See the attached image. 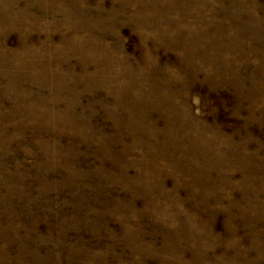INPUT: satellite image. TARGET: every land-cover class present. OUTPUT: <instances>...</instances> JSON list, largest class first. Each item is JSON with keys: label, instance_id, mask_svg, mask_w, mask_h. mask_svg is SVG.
I'll list each match as a JSON object with an SVG mask.
<instances>
[{"label": "rangeland", "instance_id": "1", "mask_svg": "<svg viewBox=\"0 0 264 264\" xmlns=\"http://www.w3.org/2000/svg\"><path fill=\"white\" fill-rule=\"evenodd\" d=\"M0 264H264V0H0Z\"/></svg>", "mask_w": 264, "mask_h": 264}]
</instances>
